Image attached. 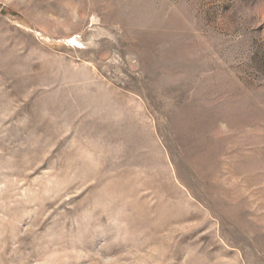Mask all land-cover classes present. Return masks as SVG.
I'll use <instances>...</instances> for the list:
<instances>
[{
  "label": "rangeland",
  "instance_id": "obj_1",
  "mask_svg": "<svg viewBox=\"0 0 264 264\" xmlns=\"http://www.w3.org/2000/svg\"><path fill=\"white\" fill-rule=\"evenodd\" d=\"M0 264H264V0H0Z\"/></svg>",
  "mask_w": 264,
  "mask_h": 264
}]
</instances>
